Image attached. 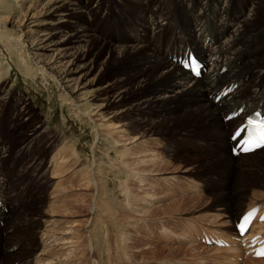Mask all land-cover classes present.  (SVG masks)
<instances>
[{
	"label": "bare ground",
	"instance_id": "obj_1",
	"mask_svg": "<svg viewBox=\"0 0 264 264\" xmlns=\"http://www.w3.org/2000/svg\"><path fill=\"white\" fill-rule=\"evenodd\" d=\"M23 8L17 21L8 20L15 24L10 28L11 36L18 37L30 60L40 66L43 75L47 74L55 82L62 101L75 117L92 129V156L102 145L115 151L125 180L123 192L137 193L140 199H148L150 192L146 181L163 187L162 181L174 179L169 178V166L171 161L176 163V150L183 149L187 156L197 152L199 158L207 157L216 162L215 166L212 163V170L218 171L212 173V180L216 191L221 192L217 196L225 198L219 211V225L233 230V220L245 205L242 198L255 186L251 177L264 173V148L253 154L232 157L230 147L234 144L229 139L233 129L249 113L264 109V0H29ZM8 21L1 23L4 28ZM107 41L112 45L105 44ZM186 45L196 51L207 68L200 79L192 78L179 67L180 49ZM107 67L112 68L114 74L101 82L98 74ZM220 68L225 72L219 73ZM249 74L252 86H248ZM114 78L119 81L115 83ZM244 78H248L246 85H243ZM235 83L233 94L214 100L221 87ZM94 88L101 91L98 97L111 99L106 111L101 105L96 108L89 104L92 95L88 91ZM4 93L5 89H0V202L8 209L6 213L0 208V256L5 255L4 263L99 264V252L105 263L113 264V247L107 241L110 215L101 188L99 165L95 164L97 160H89L88 165L86 161L81 164L74 148L68 149L65 144L49 147L51 154L42 159L40 156L39 162L21 168L17 178L31 174L37 186H41L39 180L42 177L41 180H50L51 183L45 181L53 191H46L42 198L47 195L51 200V206H48L52 208L41 211L37 217L21 210L33 192L24 181L13 187L11 169L4 162L8 161L11 167L13 162H18L7 159L13 155L8 136L12 126L16 130L10 135H20L25 122L30 119V104L24 100L21 107L9 114ZM116 111L125 113L122 122ZM233 113H238L239 117L223 123L222 120ZM110 119H117L119 125ZM166 120L169 126L186 121L193 129L187 128L190 131L183 135L176 134L175 130L155 134V128ZM133 124L137 127L133 128ZM37 132V128L24 132V143L30 145L35 141L32 145L37 146L38 138L32 139ZM176 136L179 138L173 139ZM23 140L20 139V143ZM47 157L50 158L48 165ZM216 173L226 174V182L220 185ZM133 182L138 185L135 192L131 187ZM203 185L207 187L208 184ZM34 204L37 202L29 205ZM256 204L259 209H264V201ZM143 209L139 210L143 212ZM225 222L229 225L225 226ZM180 228L194 240L193 230L188 225L181 224ZM22 229H29L28 234H17ZM254 229L251 228L249 233L252 234ZM95 236L99 238L96 242ZM254 236L264 242V223L258 225ZM201 238L205 240L209 236ZM32 239H36L32 246L34 250H25ZM235 258L238 254L224 264H234ZM252 261L262 263L264 259Z\"/></svg>",
	"mask_w": 264,
	"mask_h": 264
},
{
	"label": "rangeland",
	"instance_id": "obj_2",
	"mask_svg": "<svg viewBox=\"0 0 264 264\" xmlns=\"http://www.w3.org/2000/svg\"><path fill=\"white\" fill-rule=\"evenodd\" d=\"M27 1L29 0H0V89H5L4 94L7 97L3 96V99H7L8 101L9 107L7 106L8 107L7 113L9 114L14 113L19 108V106L21 107V103L24 100H26L27 103L30 104V119L29 121H27L28 123L25 122L23 130L20 131L21 132L20 135L18 136L10 135L12 134V132L16 130L14 126L10 128L11 133L8 136V143H10V145L13 146V150H12L13 155L10 156V159L12 161L21 162L19 164L20 168L25 169L31 163L39 162V160L44 158L48 153L52 152L51 151L52 149H49V147L51 146L52 148L59 147L61 144L62 146H64L63 144H65L66 147L69 146L67 147L68 149L74 148L72 150H74L75 153L76 152L79 153V154L77 153L76 154L79 155L78 159L81 158V160H79L81 164L82 162L86 161L85 164L88 165L89 160L90 161H92L93 159L97 160L95 164H97V166L99 165L98 166L100 169L99 175H101L99 176V178H100V181L102 180L101 188L104 194V201L105 199H107L105 202L108 205L107 207L109 211L108 214L110 215V216L108 215L110 222L108 224V229H107L108 230L107 235L109 233L110 235L107 237V241L113 247V248L111 247L112 255L114 256L112 259L113 264H135L138 262H139L138 264H141V263L142 264H218L216 261H219V260L223 262H231L232 256L234 254L236 255L238 254V257H239L240 255L238 253V250L236 249L231 250L229 252H223V253L219 252V254H216V251L212 249L214 247L211 248V246H208V245L206 246L202 244V238L200 239V236L203 232L205 236H209V237L211 236V234H209L207 231L204 230V227L205 228H209V226L218 227L219 221L221 220V217H219V214L221 212L219 211L223 208V202L225 198L224 196L218 197L217 194L212 193V190H211L213 186L215 187V184L212 180L213 178L212 173H215L218 171V170L216 171L212 170L216 162H214L213 160L209 158L207 159V157L199 158V155L197 154V152L192 153L189 156H187L185 155V152L183 149L176 150L175 152V155H177V157H175L176 163L171 161L170 166H169V174H170L169 178H174V179L172 181H162L161 184L163 187H159V185H157L156 183H153V182L151 183L149 181H146L145 183L148 184L150 193L148 195L149 196L148 199L142 200L140 199V196L138 197L137 193H132V192L127 193L126 191H124L127 196L124 194L123 190H125V187H124L125 180H124V177L122 176V172L120 169L121 161L116 156L115 151L113 152L112 150H108L106 145H102L103 147L100 146L96 148V151H94V157L92 156V153L90 150L91 148H93L91 146L94 144V143L92 144L93 142L92 129H90L88 125L84 123V121L78 120L77 116L75 117V114L72 112V110L68 106H66L65 102L62 101V95L59 92V89H57L55 82L52 79H49L48 78L49 76L47 74L44 73L45 75H43V73L40 70V66L35 65V63L30 60V58L27 56L26 49H24L21 42L18 41V37L16 38L15 36H11L10 28L11 29L14 28L15 24L13 22L9 23L10 21L8 20L11 19L14 22L17 21V18H20L19 16L21 15V13H23L22 12V10L24 9L23 5L27 3ZM248 10L249 8L247 9V11ZM7 21H8V25L6 26L7 28L6 27L4 28L1 23H5ZM105 44H107L108 46L109 45L111 46L112 42L107 41V43ZM263 46H264V42L262 44V47ZM97 60H98V57H97ZM112 74H114L113 69L110 67H107L105 68V70H103L102 72L98 74V77L100 78L101 82H103V81H107V79L112 78ZM117 81H119V78H114V82L116 83ZM96 89L97 88H94L88 91L89 94L92 95V97L89 98L88 102L89 104H91V106H94V107L97 106L96 108H98V106L101 105L103 106V110L106 111V109L110 108L111 99L107 97L106 98L98 97L101 91H98ZM121 111H116L117 114H119L118 115L119 122H122V119L125 115V113ZM110 121H112V123H115L116 126L119 125L117 119L115 120L110 119ZM132 127L136 128L137 125L133 124ZM33 128L38 129V132L35 134L36 136L35 135L33 137L31 136L32 139L38 138L37 139L38 141L36 140L38 143L37 146L32 145L35 143V141H33L29 145L27 143H24V140H23L24 132L32 130ZM187 128L193 129V125L190 123H187L186 121H182V123H177L174 126L173 125L169 126V121L166 120L160 126H158V128H155L154 132L155 134H160V133L167 134V133H170L169 130H175L176 134L183 135V134H186L185 132L190 131V129H187ZM56 136L58 138H56ZM178 138L179 136H176L173 139H178ZM20 139L23 140L21 141V143H20ZM11 140L14 142H12ZM44 149H47V150L44 151ZM50 154L48 156H50ZM40 156H42L41 159H39ZM91 156H92V159H91ZM171 158H174V157H171ZM117 160L119 161V163ZM49 162H50V158L47 157L46 158L47 165ZM212 163H214V166ZM117 164H119L120 167ZM185 166H187L188 168ZM48 168L49 167L45 169H48ZM182 169H184L185 171H181ZM104 173L106 176L104 175ZM221 174L222 173H216V177L220 179V185L222 183H225L227 180V175L226 174L221 175ZM30 175L31 174H29L28 177L25 179L26 183L24 182V184H27L31 188V193L32 192L33 193L31 194L32 196L29 199V202L21 210L27 212L30 216L37 217V216H40L41 211L46 212L52 208V207H49L51 206L50 205L51 203H49V201L51 200H48V196L45 195V198L44 197L42 198V195H44V193H46V191H48L50 188L49 183L47 182V181L50 182V180H47L45 177H44L45 178L44 180H41L43 178L42 177L39 180L40 182L42 181L41 186H37L31 177L33 175L31 176ZM247 176L251 177L250 175H247ZM161 177L163 178V176ZM251 178L255 181V186L249 189L245 193V196L242 198V200L245 202L244 206L246 205L250 206L252 205L253 202L261 201L262 199H264V173L259 175L256 178L254 177H251ZM195 179H198L201 182L202 188L199 185V181ZM133 183L131 184L132 186L131 185L130 186L132 187V191L134 190L135 192V189L138 188V185L135 183V186H133ZM202 183L208 184V185L211 184V186H208V185L207 187L205 185L202 186ZM47 184L48 186H45ZM202 189L209 195H206L202 191ZM169 190H171L174 193L169 192ZM214 190H216V187L214 188ZM253 190H255V192H251ZM160 192H162L163 194H160ZM258 192L262 194L259 195ZM155 194L157 195V197L159 196L160 197L157 198ZM218 195H220V193H218ZM163 196L166 197L165 198V200H167L166 202L163 199L164 198ZM153 197H155L154 200H153ZM45 200H46V203H45ZM174 200H176V202L178 200L179 201L178 203H176ZM181 200H182V203L180 202ZM33 202H37V204L29 205ZM129 202L132 205L129 204ZM142 203L145 206L144 205L142 206ZM221 204L222 206H220ZM52 206H54V204ZM143 208L144 209L148 208V209L144 211ZM139 209H143V212ZM144 212L146 213V215ZM138 214L139 216L140 214L141 216L144 215L147 218L144 216L140 218L141 216L139 217ZM181 214L185 217H182ZM177 215L180 217H178ZM123 219H125V221ZM111 220L112 221L114 220L113 222H116L117 224L113 223ZM184 223L188 225V227L191 230H193L194 240L189 239L186 231H183L180 228L181 224H184ZM197 223L203 224V226L199 227L197 226ZM263 223H260V224H263ZM227 224L229 225V223H226L224 225L226 226ZM161 226H165L164 227L165 230L164 228L162 229ZM119 227L122 229H120ZM253 228H256L255 231H257L258 226L253 227ZM116 229H119V230L116 231ZM23 231H21L20 234H28L29 229L25 230V232ZM215 231L220 232L217 229ZM114 235L116 237L115 240H113ZM98 239H99L98 236H95V242L98 241ZM116 240L117 241L119 240L118 244H115L117 243ZM110 241L111 242L113 241V243L111 244ZM115 246L117 249L115 248ZM120 248H123L124 250L123 249L120 250ZM188 248L190 249L188 250ZM207 249L209 250L212 249V251H209V250L207 251ZM194 251L197 253H195ZM103 257H104L103 254L97 252V260L99 264H107L103 260ZM116 258L117 260L115 261ZM120 260L122 261L120 262ZM252 260H255V259L250 258L249 260V256L244 255L242 260L238 261L239 262L238 264H264V262L262 263L253 262Z\"/></svg>",
	"mask_w": 264,
	"mask_h": 264
},
{
	"label": "snow or ice",
	"instance_id": "obj_3",
	"mask_svg": "<svg viewBox=\"0 0 264 264\" xmlns=\"http://www.w3.org/2000/svg\"><path fill=\"white\" fill-rule=\"evenodd\" d=\"M262 139H264V138H262ZM262 219H264V218H262ZM246 222H247V219L245 220V223H246ZM258 255H262V256H264V251L259 252Z\"/></svg>",
	"mask_w": 264,
	"mask_h": 264
}]
</instances>
